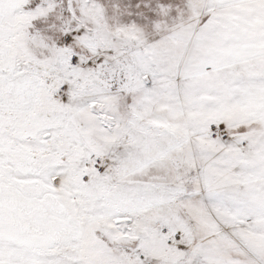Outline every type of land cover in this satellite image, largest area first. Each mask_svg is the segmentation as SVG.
<instances>
[{
	"label": "snow or ice",
	"instance_id": "obj_1",
	"mask_svg": "<svg viewBox=\"0 0 264 264\" xmlns=\"http://www.w3.org/2000/svg\"><path fill=\"white\" fill-rule=\"evenodd\" d=\"M0 264H264V0H0Z\"/></svg>",
	"mask_w": 264,
	"mask_h": 264
}]
</instances>
